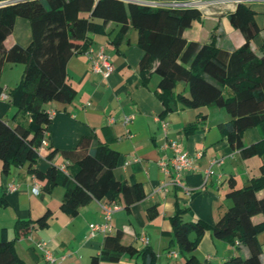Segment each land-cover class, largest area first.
<instances>
[{
  "label": "trees",
  "instance_id": "trees-1",
  "mask_svg": "<svg viewBox=\"0 0 264 264\" xmlns=\"http://www.w3.org/2000/svg\"><path fill=\"white\" fill-rule=\"evenodd\" d=\"M254 14L249 6L237 5L229 20L243 35L244 43L227 51L216 45L214 35L206 44L184 39L183 32L201 19V12L196 9L152 8L119 0H17L0 7V76L7 63L23 65L21 80L6 96L15 109L12 119H28L14 127L0 120L3 169L8 165H26L35 179L45 182L43 190L48 194L56 186H64L59 208L72 216L92 199L98 202L106 199L109 203L120 200L129 209L145 198L140 183L115 179L113 169L119 153L95 136L83 137L74 149L59 152L73 168L69 175L61 173L55 165L44 172L36 168L38 149L51 123L46 105L70 104L76 96L66 70L68 61L74 55L88 52V34L110 37L105 31L109 23L118 25L111 40L116 50L130 28L136 31L141 51L138 64L141 84L147 86L152 75L159 78L156 96L162 104L161 115L175 111L178 105L192 109L222 108L230 120L219 124L218 130L231 149L238 150L243 158L264 154V45L260 47V56L250 48L251 40L259 32ZM17 19L30 24L31 41L26 47L16 44L6 49L4 42ZM178 84L186 86L188 95L175 91ZM251 128H256L262 138L258 143L246 145L244 132ZM56 153L51 152L47 159L51 160ZM262 190L264 165L260 166V176L244 188L236 189L230 184L226 197L231 205L211 226L200 220L186 221L185 210L177 208L170 217L172 242L185 264H199L193 253L206 231L216 240L237 243L248 251L246 258L234 255L222 264H262L264 243L258 236L264 233V198L257 197ZM6 205L5 198L0 197V208ZM52 215L47 210L35 220H17L15 239L27 237L34 226L45 228ZM256 216L262 220L254 223L252 219ZM122 238L121 230L106 235L92 264H115L124 255L139 257L140 264H155L156 255L150 248L139 251L123 245ZM0 264H24L6 229L1 231Z\"/></svg>",
  "mask_w": 264,
  "mask_h": 264
},
{
  "label": "crops",
  "instance_id": "crops-1",
  "mask_svg": "<svg viewBox=\"0 0 264 264\" xmlns=\"http://www.w3.org/2000/svg\"><path fill=\"white\" fill-rule=\"evenodd\" d=\"M119 1L146 5L174 0ZM217 1L221 0H197L201 19L187 28L183 37L187 41L206 44L214 35L220 49H237L244 43V37L229 20L237 6L230 2L215 3ZM247 6L255 13L254 21L259 29L258 35L250 42V48L260 56V47L264 45V3L253 2ZM105 31L111 36L88 34V51L104 49L114 67L111 75L105 79L91 72L86 54L70 58L66 70L76 96L70 104L53 102L46 105L51 123L44 138L47 146L38 151L36 168L44 172L50 165H55L61 172L60 167L65 166L66 173H61L69 175L73 168L59 152L74 149L83 137L95 136L100 143L119 153L113 169L115 179L140 183L145 198L129 209H125L120 200L109 203L106 199L101 202L92 199L72 216L59 208L65 193L64 186L58 185L51 193H45V182L33 179L26 165H8L4 170L0 160V197H4L7 203L5 210L0 208V237L1 231L6 229L17 256L24 264H48L36 246L38 242H44L57 258L64 257L55 264H92V258L100 254L104 237L118 230L123 233V245L133 246L139 251L150 248L156 255L155 264H185L172 242L170 217L177 208L185 210L186 221L200 220L211 226L231 205L226 197L230 184L236 189L244 188L260 176V166L264 165V154L243 158L238 150L231 149L218 130L219 124L230 120L222 108L192 109L178 105L175 111L161 115L162 104L156 96L159 78L152 75L147 86L141 84L138 72L141 51L137 47L136 31L130 28L117 50L111 40L118 32V25L109 23ZM31 38L30 24L17 19L4 46L6 49L16 44L26 47ZM23 70L21 64L7 63L4 66L0 76V96L7 95V91L16 86ZM175 91L188 95L185 85H177ZM13 114L8 98L0 99V120L14 127L22 121L19 118L13 120ZM124 116H133V120L124 125ZM112 118L114 121L111 122ZM160 120L167 123L166 132L161 128ZM189 129L193 130L187 133ZM261 138L260 132L251 128L244 132L243 141L251 145L260 142ZM171 141L178 143L181 150L190 156L200 155L193 169L184 172L181 178L189 195L178 187H169L166 193L156 192L159 185L168 180L159 163L171 159V150L161 148L165 142ZM53 151L57 153L48 160V154ZM35 185L40 189L38 195L31 190ZM257 197L264 198V190ZM100 203L117 205L119 209L113 211L106 221ZM47 210L53 215L45 228L34 226L27 237L15 239L17 220H35ZM252 220L256 223L262 217L256 216ZM93 225H98L99 229L92 233ZM258 240L264 243V233L258 236ZM193 254L199 264H222L230 256L246 258L248 251L237 243L216 240L210 231H206ZM260 259L264 264V247ZM140 263L139 257L124 255L115 264Z\"/></svg>",
  "mask_w": 264,
  "mask_h": 264
},
{
  "label": "built area",
  "instance_id": "built-area-1",
  "mask_svg": "<svg viewBox=\"0 0 264 264\" xmlns=\"http://www.w3.org/2000/svg\"><path fill=\"white\" fill-rule=\"evenodd\" d=\"M17 0H6L0 2V7L13 4ZM226 2H230L235 4L236 6L238 4H251L253 2H261L264 3V0H221L217 1L215 3L224 4ZM146 6L152 7V8H162V9H196L199 10V3L197 0H174L167 3H147ZM86 56H88L90 60V70L94 74H98L102 76L103 78L107 79L114 67L111 63L110 56L104 51V49L100 48L96 52L88 51L85 53ZM0 99L7 100L6 95L0 96ZM133 120V116H124L122 118V122L124 125L129 124ZM110 121H114V119H110ZM161 128L164 132L167 131L168 125L165 121L160 120ZM47 143L45 139L42 140L41 145L38 149L41 150L43 147H46ZM162 149H170L172 152V157L169 161L166 162H160L159 167L161 172L168 177V180L162 182L158 189L157 193L160 192H167L169 187H178L184 190V192L189 195L188 190L183 186V183L181 181L182 175L184 172L193 169L195 160L200 156L197 154L196 156H190L187 153L183 152L176 142H165L162 147ZM61 172L66 173V167L61 166L60 167ZM33 179H35L33 177ZM10 189H14L13 186L9 187ZM32 193L34 195H38L40 193V189L37 185L32 187ZM100 208L102 210V213L104 214L105 220H109L110 215L113 211L119 209L117 205H108L105 203H100ZM92 233L99 229L98 225H93L91 227ZM144 244H147V241L145 239H142ZM37 248L42 253V256L44 260L48 264H55L58 261H62L64 257L57 258L53 252L49 251L46 248V244L44 242H38L36 244Z\"/></svg>",
  "mask_w": 264,
  "mask_h": 264
},
{
  "label": "rangeland",
  "instance_id": "rangeland-1",
  "mask_svg": "<svg viewBox=\"0 0 264 264\" xmlns=\"http://www.w3.org/2000/svg\"><path fill=\"white\" fill-rule=\"evenodd\" d=\"M18 83H19V82H18ZM18 83H17V84H18ZM17 84H16V85H17ZM179 85H182V84H178V86H179ZM14 87H15V86H14ZM14 87H13V88H14ZM14 112H15V109H14ZM27 120H28L27 118H24V120H21V121H27ZM1 209H4V210H5V207H3V208H1Z\"/></svg>",
  "mask_w": 264,
  "mask_h": 264
}]
</instances>
